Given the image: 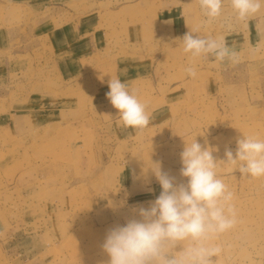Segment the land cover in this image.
I'll list each match as a JSON object with an SVG mask.
<instances>
[{
  "label": "rangeland",
  "instance_id": "rangeland-1",
  "mask_svg": "<svg viewBox=\"0 0 264 264\" xmlns=\"http://www.w3.org/2000/svg\"><path fill=\"white\" fill-rule=\"evenodd\" d=\"M121 1L126 0H75L66 6L80 13ZM158 1L151 0L149 7ZM197 9L198 35L224 38L240 27L227 2L210 23L198 4ZM31 10L0 1V27L11 35L0 55V115L16 98L34 92L71 97L75 107L67 121L56 118L60 121L49 127L0 135V264H108L102 248L108 231L139 219V207H149L162 191L151 161L160 162L177 184L186 183L180 176L185 141L197 135L201 145L218 149L213 152L218 161L226 162V149L235 154L243 134L264 139V41L244 49L249 57L241 53L235 65L209 63L212 57L197 60L198 75L192 79L184 72L191 58L183 51L168 56L166 44L156 37L149 43L122 42L127 30L122 24L130 14L123 11L116 32L107 29L117 39L96 53L90 72L55 91L58 80L48 50L29 28ZM257 15L251 19L258 20ZM142 45L160 57L152 59L149 76L133 88L153 110L149 127L134 130L118 123V110L109 100L96 102L93 87L110 80L125 50ZM168 95L181 101L166 104ZM232 169L218 163L217 173L234 193L239 222L214 242L223 247L216 264H264V177L249 179Z\"/></svg>",
  "mask_w": 264,
  "mask_h": 264
},
{
  "label": "clouds",
  "instance_id": "clouds-1",
  "mask_svg": "<svg viewBox=\"0 0 264 264\" xmlns=\"http://www.w3.org/2000/svg\"><path fill=\"white\" fill-rule=\"evenodd\" d=\"M226 2L241 21L255 17L264 8V0H196L209 23L222 15ZM196 33L190 29L176 38L183 53L191 58L184 69L188 77H197L195 62L199 59L212 57L215 64L240 62L241 54L222 36ZM108 87L106 98L118 110L120 125L134 130L149 127L151 114L135 89L129 90L119 77L111 78ZM196 136L191 143L184 140L180 153V176L186 183L177 184L175 177L162 171L160 162L151 161L162 191L149 207H139V219H129L108 231L102 245L108 264H216L223 247L214 242L239 222L234 193L218 175V163L233 166L232 170L238 169L245 178L264 177V139L243 134L236 141L235 154L226 149L225 162L213 156L218 149L201 145Z\"/></svg>",
  "mask_w": 264,
  "mask_h": 264
},
{
  "label": "crops",
  "instance_id": "crops-1",
  "mask_svg": "<svg viewBox=\"0 0 264 264\" xmlns=\"http://www.w3.org/2000/svg\"><path fill=\"white\" fill-rule=\"evenodd\" d=\"M0 1L5 2L8 6L24 5L32 9L33 15L29 19V28L35 38L39 39L48 50L52 68L58 80L57 86L59 88L54 87L55 91L64 88L63 82L74 80L90 72L96 53L102 52L103 49L107 48L108 43L117 39L108 36L107 29L112 34L116 32L114 27L120 24V20L123 21V11H125L124 14L130 12L129 17L125 16L122 24L127 29L124 38L122 37V42H127L128 45L139 44L144 41L149 43L148 41L156 37L163 44H166L164 52L168 51V56H177V53H182V49L181 42L176 38L182 37L190 29H196L198 32L196 0H159L157 6L153 8L149 7L151 0H126L118 2L115 6L110 5L107 8L102 7V9L87 10L80 13L71 11L66 6L71 1L74 3L75 0ZM98 1L103 3L107 0ZM48 9L49 11L45 13V10ZM257 16L258 20L255 18L254 20L234 21L240 27L238 30H229L227 36L224 37L227 45L237 51L239 50L242 56L245 55L244 57H249V52L244 53V49L248 50L264 41V21H262L264 8ZM169 21L171 23H168ZM103 25H105L106 30ZM201 36L207 35L202 34ZM214 37H219V35L215 34ZM10 38V30L0 27V55L6 51V45ZM171 44L178 46L172 47ZM141 47L134 51L125 50V57L117 60L112 69L111 78L119 77L122 82L128 84L129 90L136 88L134 86L137 85L138 81L140 82L149 76L152 59L160 57L155 51L146 50L143 45ZM211 59L208 62L214 63V58ZM14 63L17 64L18 68L21 67V62ZM3 66L0 61V68ZM0 77H2L1 71ZM189 81L190 79L187 80V82ZM177 86L178 84L173 89ZM93 88L96 89L97 103H101V100H108L106 98V93L109 91L108 81H99L98 85ZM169 96L166 98L168 102L164 101L166 104L171 105L175 101H181L178 98L173 101ZM19 98L12 101V104L6 105V109L2 110L6 113L0 115V135L4 136L12 129L23 132L26 129L49 127L60 120L67 121L74 112V99L68 96L62 97L51 92H34L27 97L21 96ZM11 105H20L25 108L12 111ZM152 111H150L151 116L153 115ZM56 118L60 120H55ZM122 181L121 179L120 182Z\"/></svg>",
  "mask_w": 264,
  "mask_h": 264
}]
</instances>
